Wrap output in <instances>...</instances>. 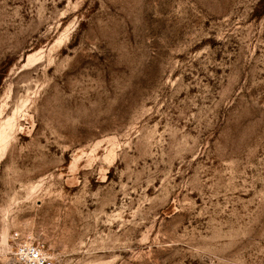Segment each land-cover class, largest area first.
Returning <instances> with one entry per match:
<instances>
[{
  "label": "rangeland",
  "instance_id": "374dc122",
  "mask_svg": "<svg viewBox=\"0 0 264 264\" xmlns=\"http://www.w3.org/2000/svg\"><path fill=\"white\" fill-rule=\"evenodd\" d=\"M264 264L262 0H0V264Z\"/></svg>",
  "mask_w": 264,
  "mask_h": 264
},
{
  "label": "built area",
  "instance_id": "2783aa9c",
  "mask_svg": "<svg viewBox=\"0 0 264 264\" xmlns=\"http://www.w3.org/2000/svg\"><path fill=\"white\" fill-rule=\"evenodd\" d=\"M15 258L17 264H53L52 256L44 245L34 240L23 238L22 234H15Z\"/></svg>",
  "mask_w": 264,
  "mask_h": 264
},
{
  "label": "trees",
  "instance_id": "16d2710c",
  "mask_svg": "<svg viewBox=\"0 0 264 264\" xmlns=\"http://www.w3.org/2000/svg\"><path fill=\"white\" fill-rule=\"evenodd\" d=\"M262 2L264 3V0H262Z\"/></svg>",
  "mask_w": 264,
  "mask_h": 264
}]
</instances>
